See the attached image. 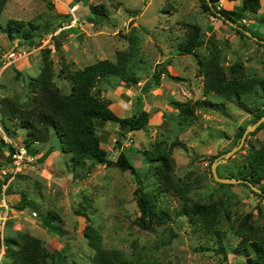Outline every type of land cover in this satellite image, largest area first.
Returning <instances> with one entry per match:
<instances>
[{
  "label": "rangeland",
  "instance_id": "obj_1",
  "mask_svg": "<svg viewBox=\"0 0 264 264\" xmlns=\"http://www.w3.org/2000/svg\"><path fill=\"white\" fill-rule=\"evenodd\" d=\"M75 4L79 22L73 25L69 9ZM201 4L202 0H8L0 17V205L5 199L10 211L7 237L20 240V234H27L39 239L53 264H93L95 251L85 234L88 226L105 250L132 264H248L237 248L241 239L236 227L249 217L252 226L263 232L264 200L242 184L221 187L211 163L240 146L217 168L223 177L236 175L249 144L264 143V128L248 134L240 144L237 133L253 124L254 115L235 102L204 94L199 58L208 59L214 49L225 71L236 64L244 77L264 79V43L235 34L223 21L205 14ZM99 6L105 7L108 18L93 14L91 7ZM244 17L242 23L249 21V29L264 37V5L259 16L244 12ZM12 20L37 26L42 41L11 40L6 28ZM192 26L201 27L205 44L194 55L180 56L177 50L189 39ZM45 50L51 51L53 81L66 95L72 90L70 74L102 60L116 63L121 53L132 55L128 69L137 84L109 77L100 80L95 91L123 117L146 110L149 125L128 134L121 147L118 124L97 123V135L111 161L118 159L121 150L127 154L150 193H157L160 185L158 163L147 160L145 152L157 151L158 145L167 150L166 179L173 190L160 200L170 209V222L150 231L134 224L140 217L135 176L114 166L97 165L91 172L86 166H75L52 131L47 143L32 145L35 164L15 169L8 162L10 147L23 144L26 132L13 126L19 121L8 123L10 134L5 131L3 102L28 105L35 96L31 82L45 68ZM162 68L168 75L144 94L141 88L153 82ZM142 95L141 107L136 101ZM252 100L248 103L253 109L263 103L256 96ZM177 103L195 107L194 115L179 119ZM174 190L200 204L226 205L230 221L221 227L225 252L214 237L180 216L182 201ZM22 194L30 206L21 210ZM50 213L59 217L54 225L60 232L46 226ZM0 264L14 263L5 252Z\"/></svg>",
  "mask_w": 264,
  "mask_h": 264
},
{
  "label": "trees",
  "instance_id": "obj_2",
  "mask_svg": "<svg viewBox=\"0 0 264 264\" xmlns=\"http://www.w3.org/2000/svg\"><path fill=\"white\" fill-rule=\"evenodd\" d=\"M221 1L236 0H202V11L223 21L232 32L243 38L249 39L244 31L230 26L227 21L234 23L236 26H241L244 30L252 33L254 37L264 41V37H259L256 32L251 31L241 23L244 19V12L257 13L261 9V0H243L242 11L240 12L219 7ZM7 2L8 0H0V17ZM76 2H80V0H76ZM91 9L95 16L108 18L104 6L91 7ZM191 29L192 33L189 39L181 44L177 50L180 56L194 55L196 50L205 44L201 27L192 26ZM37 30L39 28L33 24L12 20L6 28V33L11 40L18 39L29 44H35L36 39L39 40L38 42L42 41V37L36 34ZM50 52V50H45V68L40 76L31 82L32 92L35 93V96L29 101L28 105L19 107L14 101L5 100L3 102L2 124L5 131L10 134L11 129L8 127V123L19 121L14 123L13 126L26 132L23 145L33 155L32 145L47 143L51 138L50 133L52 131L59 137L64 153L72 155V162L75 166H86L88 172H91L97 165L114 166L123 172L130 171L139 183L136 196L140 217L134 221V224L141 229L150 231L157 225L170 222L172 219L170 209L166 205L163 206L160 200V197L166 196L173 190V185H169L166 179L169 161L167 153L165 155L164 152L167 150L158 145L157 151H155L157 153L154 151L145 152L147 160L158 163L155 170L159 174L158 181H160V185L157 193H150L145 190L137 168L129 160L127 154L121 150L118 159L111 161L108 158V151L103 148L100 137L97 135V123L111 122L118 124L120 140L117 144L121 147V140L128 134L140 131L149 125L150 115L146 110L142 109L139 113L123 117L109 102L101 99L95 91L99 81L109 77H117L126 84H137L138 81L134 73L128 69L132 55L121 53L116 63L110 60H102L86 67L84 70L70 74L69 79L72 83V90L70 94L66 95L61 92L53 81L54 74L50 67ZM199 65V73L204 77L203 92L205 95H216L226 101L235 102L241 109L254 115L255 121L253 124L264 116V79L244 77L241 67L236 64L231 66L228 72L225 71L220 65L219 57L214 49L210 50L208 59L202 60L199 58ZM164 74L168 75L165 68L157 70L153 82L144 85L143 93L149 94L153 87L159 86ZM254 96L263 101L255 109L251 108L250 103H248ZM138 104L141 107L143 106V98L138 99ZM177 105L179 106L177 108L179 119L194 115L195 107L190 104L177 103ZM252 110H255V114ZM263 128L264 123L258 127L257 131ZM246 129L247 127L239 129L237 133L239 141ZM255 133H251L250 136L255 135ZM12 151L13 148L10 147L9 163H11ZM47 157L48 155H45L41 162H44ZM88 162L90 163L88 164ZM242 164V167L234 176L223 177L219 169L218 175L222 178L248 180L264 192V143H260L259 146L249 144L247 154L242 156ZM219 185L229 187V185L220 183ZM242 186L248 188L256 197L264 200L263 195L255 193L247 184H242ZM174 194L182 201L180 216H184L207 235L214 237L221 250L225 252L226 248L221 227L222 224L230 221V214L226 211V205L200 204L188 198L185 194H180L177 191ZM20 202L19 208L21 210L30 206L28 197L25 194L21 195ZM58 220L59 217L56 214L50 213L45 219L46 226L52 231L60 232L54 225V222ZM86 221L89 223L90 218L87 217ZM236 229V233L241 239L237 248L246 255L248 264H264V231L259 232L258 229L256 230L252 226L249 217L242 222H238ZM85 234L89 245L95 251L93 264H132L120 258H115L109 251L105 250L100 242V237L89 226ZM20 236V240H18L7 237V231L5 233L6 256H9L14 264H53L48 261L49 252L39 239L27 234H20Z\"/></svg>",
  "mask_w": 264,
  "mask_h": 264
},
{
  "label": "built area",
  "instance_id": "obj_3",
  "mask_svg": "<svg viewBox=\"0 0 264 264\" xmlns=\"http://www.w3.org/2000/svg\"><path fill=\"white\" fill-rule=\"evenodd\" d=\"M68 1V0H64ZM71 14V24L75 25L79 22L77 13L79 12V6L75 4L69 9ZM13 151L11 152V165L15 169H19L25 165L35 164L37 158L35 155H32L28 148L23 144H17L12 146ZM10 218V211L6 200H3V203L0 205V260L6 252L5 244V229Z\"/></svg>",
  "mask_w": 264,
  "mask_h": 264
},
{
  "label": "water",
  "instance_id": "obj_4",
  "mask_svg": "<svg viewBox=\"0 0 264 264\" xmlns=\"http://www.w3.org/2000/svg\"><path fill=\"white\" fill-rule=\"evenodd\" d=\"M210 3V2H209ZM227 24H229L232 27H237L238 29L244 31V33L250 37L251 39H254L255 41H259L264 43L263 41H260L257 37H254L250 32L244 30L241 26H236L234 23L227 21ZM264 123V116L258 120L256 123L250 125L247 127L243 137L241 138V143L242 144L245 139L247 138L248 134L254 132L255 130H257V128ZM240 148V146L235 147L234 149H232L231 151L225 153L224 155L220 156L219 158H217L213 163H212V174L214 179L220 183V184H224V185H234V184H247L255 193L263 195L264 196V192L259 189L258 187H256L255 185H253L252 183H250L248 180H244V179H235V178H222L218 175V166L226 163L230 157Z\"/></svg>",
  "mask_w": 264,
  "mask_h": 264
},
{
  "label": "crops",
  "instance_id": "obj_5",
  "mask_svg": "<svg viewBox=\"0 0 264 264\" xmlns=\"http://www.w3.org/2000/svg\"><path fill=\"white\" fill-rule=\"evenodd\" d=\"M222 3H223V5H222ZM222 3H221V5H222V7L223 8H225V9H227V10H230V11H232V10H234V11H237L236 9L237 8H239V9H241L242 8V4H243V0H236V1H222ZM263 5H264V0H261V9L257 12V13H253V14H256L257 16H259L260 14H261V11H262V7H263ZM239 12V11H238ZM242 21H244V22H246V19H245V17H244V19L242 20ZM242 23V22H241ZM243 24V23H242ZM245 26H247L248 28H250L252 25L249 23V21H248V23H246V25ZM254 32L256 31V29L255 30H253ZM258 32V31H257ZM256 32V33H257ZM252 34V33H251ZM263 36H264V33L262 34ZM264 42V41H263ZM144 87V86H143ZM143 87L141 88V90L143 91ZM139 98H143V95L142 96H138L137 97V101H136V103H138V99ZM144 99V98H143ZM38 156V155H37ZM38 157H40V156H38ZM51 156H49V158H50ZM47 159V158H46Z\"/></svg>",
  "mask_w": 264,
  "mask_h": 264
}]
</instances>
